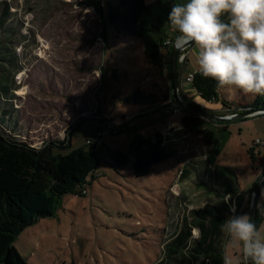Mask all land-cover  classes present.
<instances>
[{"label":"rangeland","instance_id":"obj_1","mask_svg":"<svg viewBox=\"0 0 264 264\" xmlns=\"http://www.w3.org/2000/svg\"><path fill=\"white\" fill-rule=\"evenodd\" d=\"M102 1L0 0V128L38 148L69 137L63 155L98 142V165L85 186L16 238V249L30 264H156L184 216L230 197L203 177L207 147L184 132L177 104L155 109L133 101L137 89L158 97L170 93L169 53L164 50L161 63H153L143 40L107 24ZM145 2L161 19V8L171 11L175 0ZM166 36L175 39L172 30ZM189 62L186 69L180 63L182 83L199 70L196 51ZM254 98L234 87L219 92L223 107ZM123 125L132 133L112 135L111 128ZM229 129L218 165L236 171L241 194L233 204L249 215L254 173L264 169L252 168L248 150L253 147L264 161V118L230 122ZM158 133L174 157L138 178L130 154L134 136L155 139ZM112 151L129 154L124 169L114 167ZM259 208L257 228H264V188ZM230 254L236 264H246L241 252Z\"/></svg>","mask_w":264,"mask_h":264},{"label":"trees","instance_id":"obj_2","mask_svg":"<svg viewBox=\"0 0 264 264\" xmlns=\"http://www.w3.org/2000/svg\"><path fill=\"white\" fill-rule=\"evenodd\" d=\"M102 4L101 11L106 16L107 24L124 35L143 40L153 63H161L164 50L170 55L172 48H166L164 43L168 39L166 31L171 29L162 21V18L168 20L170 11L161 6L165 17L161 15V19H157L145 0H104ZM156 4L159 5L160 2ZM167 64L169 70V58ZM186 66L187 61L185 69ZM180 84L182 85L181 80ZM189 85L212 107L220 103L219 92L222 87L214 80L204 78L199 71ZM181 96L192 102L182 90ZM132 99L138 104L155 109L169 107L174 102L172 88L163 97L137 89ZM224 104L226 114L247 109H264V96L255 95L249 103ZM180 112L183 113L181 126L184 132L200 138L207 147L203 177L207 181L210 179L215 187L220 186L224 194L230 197L215 205L193 209L184 216L176 224L174 233L156 264H223L225 237L220 231V225L231 214L229 208L234 205V198L241 194L236 171L218 165L219 156L231 136L229 123L213 122L184 109ZM211 112L218 114L216 111ZM101 121L109 122L105 119ZM111 132L112 135L132 133L128 125L115 126L111 128ZM70 142L68 137L64 141L51 142L38 148L15 140L0 128V264H30L16 249V238L39 219L52 217L62 198L75 192L78 187H84L87 178L96 169L99 161L96 152L98 142L63 155L60 150L69 146ZM130 154L135 157L133 167L138 178L148 176L156 165L174 157V153L165 148L161 133L155 139L135 134ZM248 155L252 168L260 170L257 165L259 154L253 147L248 150ZM111 158L116 169H124L129 162V154L121 151H112ZM76 195L85 194L81 191ZM260 213L261 208L256 226L261 221ZM195 231L198 232L197 236Z\"/></svg>","mask_w":264,"mask_h":264},{"label":"clouds","instance_id":"obj_3","mask_svg":"<svg viewBox=\"0 0 264 264\" xmlns=\"http://www.w3.org/2000/svg\"><path fill=\"white\" fill-rule=\"evenodd\" d=\"M167 24L177 50H196L204 78L264 96V0H175ZM229 212L220 225L223 264H236L232 250L247 264H264V228L235 205Z\"/></svg>","mask_w":264,"mask_h":264},{"label":"water","instance_id":"obj_4","mask_svg":"<svg viewBox=\"0 0 264 264\" xmlns=\"http://www.w3.org/2000/svg\"><path fill=\"white\" fill-rule=\"evenodd\" d=\"M181 55L182 52L177 50L174 46H172L169 55V76H170L174 102L181 109H184L186 111H189L191 113H194L196 115H199L203 118H206L210 121L217 123H230V122L248 119L251 117H264V109H247L239 113L218 115L211 112V110L205 107L196 105L193 102H189L183 99V97L181 96V84L179 79V64H180ZM254 174L256 175L257 172H255ZM254 184L255 187H254V193L252 195L251 209L249 216L252 222L256 224L258 211H259L260 194L264 185V170L259 176H257V179Z\"/></svg>","mask_w":264,"mask_h":264},{"label":"crops","instance_id":"obj_5","mask_svg":"<svg viewBox=\"0 0 264 264\" xmlns=\"http://www.w3.org/2000/svg\"><path fill=\"white\" fill-rule=\"evenodd\" d=\"M196 50L195 49H193V48H190L189 49V51H188V58H187V66L188 65H190V62H189V56L193 53V52H195ZM186 66V67H187ZM197 71H199V70H195V71H192V72H197ZM191 73V72H190ZM181 90L185 93V95L191 100V101H194V102H196V101H198V102H200L201 103V106L202 107H205V108H207V109H209V110H212V111H216L218 114H223V112H226V109H224V107L222 106V105H220L221 103H219V104H215L213 107L210 105V104H207L194 90H192V88H191V86L190 85H186V84H183L182 83V85H181ZM197 103V102H196ZM232 108H234V107H232ZM257 118H259V117H257ZM261 118V117H260ZM264 118V117H263ZM259 165L261 166L260 168H261V170L262 169H264V161L263 160H261L260 158H259ZM261 170H259V171H261ZM258 175L256 174V177H257ZM257 179V178H256ZM254 186V185H253Z\"/></svg>","mask_w":264,"mask_h":264},{"label":"built area","instance_id":"obj_6","mask_svg":"<svg viewBox=\"0 0 264 264\" xmlns=\"http://www.w3.org/2000/svg\"><path fill=\"white\" fill-rule=\"evenodd\" d=\"M172 41H174V40L167 39V40L165 41V43H164V46H165L166 48H172V46H173ZM187 58H188V52H187V50H186V51L182 52V55H181V58H180V63H184V62H186V61H187ZM195 74H196V72H191V73H189V74L185 77V80H184L183 84L189 85V84L193 81ZM174 103H175V102H174ZM174 103H173V104H174ZM175 104H176V103H175ZM175 104H174V105H175ZM175 111H176V113H181V112H180V111H181V108H179V106L177 105V106L175 107ZM259 143L261 144L260 141L257 142V144H259ZM83 193L85 194V193H86V190H84Z\"/></svg>","mask_w":264,"mask_h":264},{"label":"flooded vegetation","instance_id":"obj_7","mask_svg":"<svg viewBox=\"0 0 264 264\" xmlns=\"http://www.w3.org/2000/svg\"><path fill=\"white\" fill-rule=\"evenodd\" d=\"M227 111V110H226Z\"/></svg>","mask_w":264,"mask_h":264}]
</instances>
